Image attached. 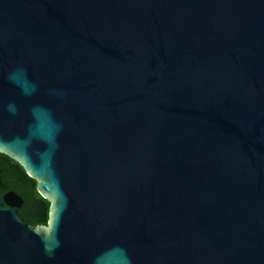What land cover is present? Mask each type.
<instances>
[{
    "label": "water",
    "instance_id": "95a60500",
    "mask_svg": "<svg viewBox=\"0 0 264 264\" xmlns=\"http://www.w3.org/2000/svg\"><path fill=\"white\" fill-rule=\"evenodd\" d=\"M0 153V264H264V0H0Z\"/></svg>",
    "mask_w": 264,
    "mask_h": 264
},
{
    "label": "flooded vegetation",
    "instance_id": "af4514ba",
    "mask_svg": "<svg viewBox=\"0 0 264 264\" xmlns=\"http://www.w3.org/2000/svg\"><path fill=\"white\" fill-rule=\"evenodd\" d=\"M0 197L5 200V198L11 193L16 194L20 199L12 201L14 209H16L21 218L24 219L25 223L30 225L32 228H36L39 225L35 224L36 211L35 205L39 202L38 197V183L35 179L30 177L26 170L24 172L17 168L15 163H18L9 158L5 157L7 155L0 153ZM23 167V166H22ZM19 204L20 206H16ZM5 207H8V204L5 203ZM43 208H40V217L43 216ZM35 212V214L33 213Z\"/></svg>",
    "mask_w": 264,
    "mask_h": 264
},
{
    "label": "trees",
    "instance_id": "16d2710c",
    "mask_svg": "<svg viewBox=\"0 0 264 264\" xmlns=\"http://www.w3.org/2000/svg\"><path fill=\"white\" fill-rule=\"evenodd\" d=\"M0 155H2V154H0ZM5 157L9 158L8 156H5ZM15 164H16L17 168L21 169L24 172V168L22 167L21 164H19V163H15ZM26 176H27V174H26ZM27 178H28V176H27ZM37 195L39 197V202L35 205V210H34L37 213L36 214H35V212H33V213L36 215V217L39 216V218L38 219L35 218L34 223L37 225H47L49 222V214L51 211L52 204L48 200L42 198L39 193ZM43 206H45V208L43 209V216L40 217V215H39L40 214V208L41 207L43 208Z\"/></svg>",
    "mask_w": 264,
    "mask_h": 264
}]
</instances>
